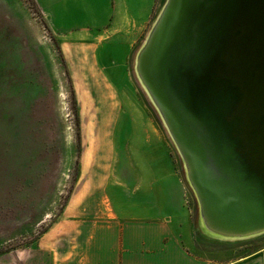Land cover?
Masks as SVG:
<instances>
[{
	"label": "rangeland",
	"instance_id": "rangeland-1",
	"mask_svg": "<svg viewBox=\"0 0 264 264\" xmlns=\"http://www.w3.org/2000/svg\"><path fill=\"white\" fill-rule=\"evenodd\" d=\"M167 1L151 0L141 28L99 42L90 37L109 27L108 0H0V264L48 253L38 242L86 176L107 160L114 181L129 178L132 148L155 141L172 149L185 183L192 253L230 259L264 246V234L206 230L185 163L137 74Z\"/></svg>",
	"mask_w": 264,
	"mask_h": 264
},
{
	"label": "water",
	"instance_id": "water-1",
	"mask_svg": "<svg viewBox=\"0 0 264 264\" xmlns=\"http://www.w3.org/2000/svg\"><path fill=\"white\" fill-rule=\"evenodd\" d=\"M136 71L206 230L264 234V0H168Z\"/></svg>",
	"mask_w": 264,
	"mask_h": 264
},
{
	"label": "crops",
	"instance_id": "crops-1",
	"mask_svg": "<svg viewBox=\"0 0 264 264\" xmlns=\"http://www.w3.org/2000/svg\"><path fill=\"white\" fill-rule=\"evenodd\" d=\"M108 1L109 27L91 39L103 42L145 25L151 0ZM132 149L130 177L114 181L112 164L100 162L38 242L49 252L32 255L29 264H264V246L230 259L192 253L184 229L186 187L172 149L157 141ZM103 152L112 154L109 147Z\"/></svg>",
	"mask_w": 264,
	"mask_h": 264
}]
</instances>
